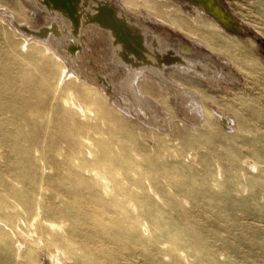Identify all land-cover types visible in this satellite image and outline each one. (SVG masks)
Returning a JSON list of instances; mask_svg holds the SVG:
<instances>
[{
	"label": "rangeland",
	"instance_id": "rangeland-1",
	"mask_svg": "<svg viewBox=\"0 0 264 264\" xmlns=\"http://www.w3.org/2000/svg\"><path fill=\"white\" fill-rule=\"evenodd\" d=\"M224 3L242 33L196 26L175 10L131 12L174 44L222 64L220 81L182 80L213 117L195 125L176 111L172 118L174 100L160 97L172 118L162 130L124 112L110 94L104 107L111 111L112 103L119 112L101 116L103 97L92 98L80 82L75 99L93 112L65 117L62 96L71 79L56 89L61 66L51 50L14 29L16 20L43 24V15L0 0V206L19 195L34 209L42 185L43 208L20 255L21 237L3 231L9 218L0 213V264H54L57 246L63 264H264V0ZM73 122L83 123L80 132Z\"/></svg>",
	"mask_w": 264,
	"mask_h": 264
},
{
	"label": "bare ground",
	"instance_id": "bare-ground-1",
	"mask_svg": "<svg viewBox=\"0 0 264 264\" xmlns=\"http://www.w3.org/2000/svg\"><path fill=\"white\" fill-rule=\"evenodd\" d=\"M16 2L19 13L26 14L30 11H36L43 15V24L33 26L24 19L23 21L16 20L14 29L25 39L30 38L36 43H40L47 52L51 50L52 58L61 66L56 89L60 88L65 77L71 79L66 93L62 96L63 105L68 107L65 117L74 120L77 113L89 114L93 112L91 107H86L75 99L73 87L76 82H80L85 89H88L85 93L91 94L92 98L96 95L103 97V102L99 107L102 112H100L101 116H111V114L116 113L114 109L118 110L112 103L114 109L111 107V111L104 107L110 94L113 98H117L116 105L119 108L134 115L140 123L148 127L167 129L170 118L179 117L176 112L189 122L193 121L194 125L202 124L203 118L208 115L213 117V110L210 111L204 105L202 107L195 94L182 80L184 77H191L214 82L220 81L223 72L222 64L217 63L211 56L195 55L192 47L187 43L174 44L168 35L159 32L131 12L141 10L142 6H149L152 10L156 8L175 10L190 17L196 26L203 28L208 24L223 34L238 33L232 30L237 29L238 25L228 22V14L231 13L238 20L230 8L228 9L231 13L225 15L214 4L215 0H166L164 2L156 0L157 5L149 0H124L121 4L117 0H16ZM220 3L226 8L224 0H220ZM27 8L30 10L27 11ZM3 10L8 12L6 8ZM238 22L240 23L239 20ZM240 26L244 31L241 23ZM43 40H48L50 45L47 46ZM229 53L232 58L237 59L238 55L230 51ZM92 59L101 64L102 71L96 72L93 69L91 66ZM171 70H178L179 73H183V78L173 77L170 75ZM230 71L233 72V75L235 73L234 67H230ZM80 74L87 76V79L81 78ZM232 77L230 75V79L234 78ZM27 82L29 84L31 79ZM196 91L198 93V90ZM56 95L55 93V97ZM160 97L169 102L171 99L174 100L177 110L173 111L171 117L160 108L158 101ZM198 98L200 97L198 96ZM164 106L166 107V104ZM121 116L119 115V117ZM89 117L88 119L96 118L95 115ZM220 118L222 119V117ZM228 120L224 118L226 125L231 124ZM108 121L114 122L115 120L108 119ZM73 123L75 126L71 129L80 132L83 123ZM86 144L88 153H91L92 141L89 138H86ZM5 182L14 183L16 181ZM40 187L42 189V185ZM108 187V183H105L106 191ZM41 189H39V196L42 195ZM18 196L7 197V200L5 199L0 206V213L9 218V223H5L3 231H8L12 235L19 234L21 237V240L18 239V243L15 244L20 255L24 243L32 240L35 218L39 216L43 208L39 196L34 209L30 208L26 198H18ZM144 221H146L145 218L142 219L141 226L143 234L149 236L150 228L148 222ZM49 222L53 224V222ZM21 225L23 229L20 227ZM33 235L35 234L33 233ZM59 248L61 247L57 246V252L53 254V258L51 256L54 264H63L60 253H58L61 251ZM61 252L65 254V251Z\"/></svg>",
	"mask_w": 264,
	"mask_h": 264
},
{
	"label": "water",
	"instance_id": "water-1",
	"mask_svg": "<svg viewBox=\"0 0 264 264\" xmlns=\"http://www.w3.org/2000/svg\"><path fill=\"white\" fill-rule=\"evenodd\" d=\"M193 1V0H192ZM215 5H217L224 13H225V15H227L228 13H231L230 12V10L228 9V7H224L223 5H222V3H220V0H215V3H214ZM228 16H229V23L230 22H233L234 23V25H238L237 27V29H232L233 31H235V32H238V33H242L243 31H242V29H241V26H240V23L238 22V20H236L235 19V17L232 15V13L229 15L228 14ZM223 23V22H222ZM224 24V23H223ZM224 25H226V24H224ZM240 26V27H239ZM228 28V27H227ZM240 28V29H239ZM230 29V28H229Z\"/></svg>",
	"mask_w": 264,
	"mask_h": 264
}]
</instances>
